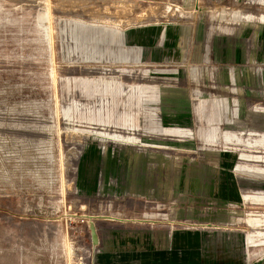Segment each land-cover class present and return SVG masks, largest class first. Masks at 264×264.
Segmentation results:
<instances>
[{"label":"rangeland","instance_id":"1","mask_svg":"<svg viewBox=\"0 0 264 264\" xmlns=\"http://www.w3.org/2000/svg\"><path fill=\"white\" fill-rule=\"evenodd\" d=\"M0 264H264V0H0Z\"/></svg>","mask_w":264,"mask_h":264},{"label":"water","instance_id":"2","mask_svg":"<svg viewBox=\"0 0 264 264\" xmlns=\"http://www.w3.org/2000/svg\"><path fill=\"white\" fill-rule=\"evenodd\" d=\"M90 230H91V239H92V242H93V244H96L97 243V237L95 235V230H94V228L92 226L90 227Z\"/></svg>","mask_w":264,"mask_h":264},{"label":"bare ground","instance_id":"3","mask_svg":"<svg viewBox=\"0 0 264 264\" xmlns=\"http://www.w3.org/2000/svg\"><path fill=\"white\" fill-rule=\"evenodd\" d=\"M223 106V105H222Z\"/></svg>","mask_w":264,"mask_h":264}]
</instances>
